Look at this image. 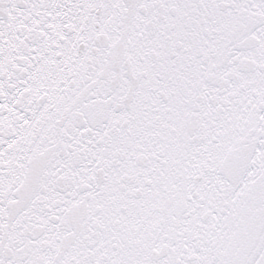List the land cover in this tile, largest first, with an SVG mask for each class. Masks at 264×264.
Instances as JSON below:
<instances>
[{
	"label": "snow or ice",
	"instance_id": "snow-or-ice-1",
	"mask_svg": "<svg viewBox=\"0 0 264 264\" xmlns=\"http://www.w3.org/2000/svg\"><path fill=\"white\" fill-rule=\"evenodd\" d=\"M0 264H264V0H0Z\"/></svg>",
	"mask_w": 264,
	"mask_h": 264
}]
</instances>
